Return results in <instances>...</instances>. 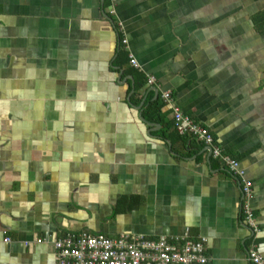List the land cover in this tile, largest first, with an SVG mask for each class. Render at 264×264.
Masks as SVG:
<instances>
[{"label": "crops", "instance_id": "crops-1", "mask_svg": "<svg viewBox=\"0 0 264 264\" xmlns=\"http://www.w3.org/2000/svg\"><path fill=\"white\" fill-rule=\"evenodd\" d=\"M163 92L242 177L168 128ZM81 231L264 260V0H0V264H52Z\"/></svg>", "mask_w": 264, "mask_h": 264}, {"label": "built area", "instance_id": "built-area-1", "mask_svg": "<svg viewBox=\"0 0 264 264\" xmlns=\"http://www.w3.org/2000/svg\"><path fill=\"white\" fill-rule=\"evenodd\" d=\"M125 40H120L124 46ZM128 64L135 70L139 67L134 59L128 58ZM147 85L154 79L146 77ZM164 105L168 106L174 132L179 136H187L209 148L210 157L226 168L233 176L242 177L238 169V161L222 152L215 143L209 131L196 124L189 117L183 115L174 105L168 92L160 96ZM251 183L245 181L240 189V210L246 226L253 231L254 220L249 207L251 199ZM4 236L2 242L9 243ZM40 239L35 241L40 243ZM203 238L188 240L186 238H147L142 235L119 234L114 238L100 233H65L52 242L54 258L52 264H206ZM28 246V243H23ZM246 260L249 264H264V260L252 247L246 251Z\"/></svg>", "mask_w": 264, "mask_h": 264}, {"label": "trees", "instance_id": "trees-1", "mask_svg": "<svg viewBox=\"0 0 264 264\" xmlns=\"http://www.w3.org/2000/svg\"><path fill=\"white\" fill-rule=\"evenodd\" d=\"M259 20L261 21V23L263 22V18L259 17ZM144 80L140 77L139 78V84H143ZM161 109V105H159V103L157 101H155L154 103L150 104L149 107L144 111V116L148 121H153V115L157 116L160 112ZM168 128H171V130L174 132L173 128H172V123L170 125V127L168 126ZM175 133V132H174ZM175 135L181 139L187 140L190 139L191 141L194 140L192 138H189L187 136H179L175 133Z\"/></svg>", "mask_w": 264, "mask_h": 264}, {"label": "water", "instance_id": "water-1", "mask_svg": "<svg viewBox=\"0 0 264 264\" xmlns=\"http://www.w3.org/2000/svg\"><path fill=\"white\" fill-rule=\"evenodd\" d=\"M208 151H209V148H208Z\"/></svg>", "mask_w": 264, "mask_h": 264}]
</instances>
